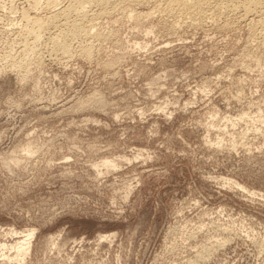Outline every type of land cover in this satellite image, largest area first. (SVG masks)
<instances>
[{"label": "rangeland", "instance_id": "rangeland-1", "mask_svg": "<svg viewBox=\"0 0 264 264\" xmlns=\"http://www.w3.org/2000/svg\"><path fill=\"white\" fill-rule=\"evenodd\" d=\"M75 1L0 0V264H264V4Z\"/></svg>", "mask_w": 264, "mask_h": 264}, {"label": "bare ground", "instance_id": "bare-ground-1", "mask_svg": "<svg viewBox=\"0 0 264 264\" xmlns=\"http://www.w3.org/2000/svg\"><path fill=\"white\" fill-rule=\"evenodd\" d=\"M49 0H47V2H48ZM51 1V3L53 4H55L56 2H58L59 0H50ZM75 1V0H74ZM129 1H132V0H129ZM136 3H137V1L138 2H140L139 0H134ZM143 1V0H142ZM141 1V2H142ZM170 2V4H168V5H170L172 8H177V9H179V10H181V11H184V12H188L189 13V11H190V13L192 14V15H199V12L202 10L203 11V5L204 4H207V3H211L212 1H216V0H169ZM225 1V3H226V5L228 6V7H230V9L232 8L233 10L235 9L236 10V12H237V8H239V7H241V9H243L244 11H245V13L246 14H248V16H250V13L252 12V14H254L253 13V11L255 12L256 10H258L259 8H261L262 6V4H264L263 3V0H224ZM97 3V2H100L101 4H104V5H109L111 2H112V0H87V4H92V3ZM133 2V1H132ZM223 2V1H222ZM37 3V2H36ZM51 3H48V4H51ZM209 3V4H210ZM220 3H221V0H220ZM220 3H218L219 5H220ZM47 4V5H48ZM53 4V5H54ZM134 4V3H133ZM212 4V3H211ZM39 5V4H38ZM73 5V4H72ZM71 5V8L68 10V12L66 11V10H64V11H66L65 13H63V14H65V16L69 19V15H73L74 13L76 14V12H78V13H80L81 11H82V9H85V5L86 4H84V1L82 2L81 0H76L75 2H74V5L72 6ZM111 5V4H110ZM214 5H215V3H214ZM37 6V5H36ZM61 6V5H60ZM209 6V5H208ZM212 6V5H211ZM216 6V5H215ZM218 6V5H217ZM52 7V6H51ZM50 7V8H51ZM225 6H223V8H224ZM170 8V7H169ZM212 8V7H211ZM222 6H218L217 7V9H218V11L220 12L222 9ZM263 8V7H262ZM103 9V8H102ZM226 10H228V8H225ZM55 10V9H54ZM104 10V9H103ZM169 10V9H168ZM170 10H172L171 8H170ZM242 10V11H243ZM263 10V9H262ZM63 11V10H62ZM232 11V10H231ZM240 11V10H239ZM261 11V10H260ZM260 11H258V12H260ZM216 12V11H215ZM222 12V11H221ZM230 12V11H229ZM58 13V12H57ZM77 13V14H78ZM182 13V12H181ZM194 13V14H193ZM203 13V12H202ZM201 13V14H202ZM241 13H243V12H241ZM257 13V12H256ZM261 13L263 14L264 12H262L261 11ZM62 14V15H63ZM84 14V13H83ZM213 14V13H212ZM216 14V13H215ZM58 15V14H57ZM57 15H54V16H56V18H57ZM68 15V16H67ZM206 15V14H205ZM210 15V14H209ZM243 15V14H242ZM29 16V15H28ZM51 16H53V15H51ZM54 16H53V18H50V20H47L48 21V24H49V22L50 23H54L53 21H55V19L56 18H54ZM59 16H61V15H58V17ZM258 16L260 17V15L258 14ZM243 18H244V16H242ZM246 18H247V16H245ZM263 17H264V14H263ZM263 17H261V18H263ZM67 18H65V19H67ZM261 18H260V20H261ZM26 19H27V15H26ZM28 19H29V22L30 21H32V23L34 24V26L37 28L36 30L37 31H35V33H36V38L38 39V38H40V36H39V34H40V32H43V30H45L46 28H47V26H49L48 24H47V22L45 23V18H44V20H41V19H39V18H33V20L31 19L30 20V17H28ZM27 19V20H28ZM264 19V18H263ZM56 20H59L58 18L56 19ZM258 21V20H257ZM263 21V20H262ZM260 23H262V22H260ZM29 24H31V23H29ZM32 24V25H33ZM257 24H259V21L257 22ZM54 25V24H53ZM73 25V24H72ZM259 26H261V24H259ZM263 26H264V24H263ZM262 26V27H263ZM92 28V27H91ZM32 29V28H31ZM35 29V28H34ZM70 29V28H69ZM83 32V30H82V28L80 27V26H78V24L77 23H74V26H73V29H72V31L70 32V33H72V34H65V36H63V37H61L62 39H55L56 40V42H55V45L54 46H56V48H58V49H60L62 52H64V54H67L68 53V51H70L69 50V46H68V43H67V41H68V39H70V38H73V37H75V36H77V35H79V34H81ZM32 33V32H31ZM30 34V33H29ZM33 34V33H32ZM45 34V33H44ZM59 34V33H58ZM97 34V33H96ZM62 35V34H61ZM39 36V37H38ZM94 36V35H93ZM59 37V36H58ZM36 39V40H37ZM71 40V39H70ZM72 41V40H71ZM39 42V41H38ZM54 42V41H53ZM25 45V44H24ZM29 45V44H28ZM27 45V46H28ZM55 49V48H54ZM27 50V49H26ZM25 50V51H26ZM33 50V49H32ZM91 50V49H90ZM28 51V50H27ZM35 51V50H34ZM61 52V53H62ZM33 53V52H32ZM86 53V52H85ZM29 57V56H28ZM27 58V57H26ZM32 58V57H31ZM37 58V57H36ZM23 66V65H22ZM21 68V67H20ZM110 162V161H109ZM104 163H106L107 164V167H108V162H104ZM112 164V163H111ZM110 165V164H109Z\"/></svg>", "mask_w": 264, "mask_h": 264}]
</instances>
